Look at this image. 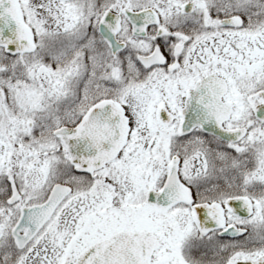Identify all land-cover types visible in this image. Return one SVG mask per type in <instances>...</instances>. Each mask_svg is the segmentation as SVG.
<instances>
[{
    "label": "snow or ice",
    "instance_id": "obj_1",
    "mask_svg": "<svg viewBox=\"0 0 264 264\" xmlns=\"http://www.w3.org/2000/svg\"><path fill=\"white\" fill-rule=\"evenodd\" d=\"M0 264H264V0H0Z\"/></svg>",
    "mask_w": 264,
    "mask_h": 264
}]
</instances>
